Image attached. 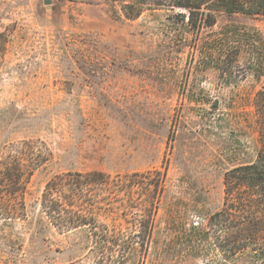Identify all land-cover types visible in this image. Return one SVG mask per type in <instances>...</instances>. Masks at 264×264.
<instances>
[{"label": "rangeland", "instance_id": "374dc122", "mask_svg": "<svg viewBox=\"0 0 264 264\" xmlns=\"http://www.w3.org/2000/svg\"><path fill=\"white\" fill-rule=\"evenodd\" d=\"M183 15L146 9L128 19L100 0H0V159L23 141L40 158L19 193L23 215L0 218V264H254L225 242L230 219L214 214L224 172L261 147L264 69L252 64L264 50L251 43L254 31L264 38V16L212 12L190 36ZM68 171L161 177L156 211L145 208L156 193L141 185L116 212L96 214L95 227L58 230L42 192Z\"/></svg>", "mask_w": 264, "mask_h": 264}, {"label": "trees", "instance_id": "16d2710c", "mask_svg": "<svg viewBox=\"0 0 264 264\" xmlns=\"http://www.w3.org/2000/svg\"><path fill=\"white\" fill-rule=\"evenodd\" d=\"M100 1L119 3L121 13L128 19L138 17L146 9L185 10L187 21L184 23L183 15L182 22L186 30L182 33H189L190 36H200L201 29L214 22L211 17L212 12L250 17L264 16V0ZM175 16L173 18L182 16V13H177ZM253 36L252 46L254 48L260 46L264 50V38L256 31L253 32ZM255 59L256 62L254 60L252 65L261 73L264 69V61L262 62L260 58ZM223 62L222 60L221 63ZM216 67L218 69L221 67V72H225L221 64L217 63ZM255 107L261 147L253 161L235 165L224 172V200L214 217H221L222 221L230 219L231 238L224 240L232 245L234 253H249L254 258V264H264V85L256 93ZM28 145L29 142L25 141L11 145L8 152L0 159V218L2 219H15L24 209V200L19 193L24 191V181L29 179L40 162V158L34 157ZM141 185L146 191L145 194L156 193L152 196L149 205L145 206L149 213L155 212L158 196L163 188L161 177H148L147 181L140 182L134 178L127 181L125 175L111 177L109 174L97 171L61 172L53 175L46 182L42 192L41 211L58 227V230L68 231L83 226L92 228L96 226V214L116 212V209L122 205L117 204L121 196L126 193L132 196ZM4 193L13 195V200L9 204L6 203ZM105 240L102 239L103 243ZM108 259L111 260V257Z\"/></svg>", "mask_w": 264, "mask_h": 264}, {"label": "water", "instance_id": "95a60500", "mask_svg": "<svg viewBox=\"0 0 264 264\" xmlns=\"http://www.w3.org/2000/svg\"><path fill=\"white\" fill-rule=\"evenodd\" d=\"M43 2H44L45 4H48V3H50V0H43Z\"/></svg>", "mask_w": 264, "mask_h": 264}]
</instances>
